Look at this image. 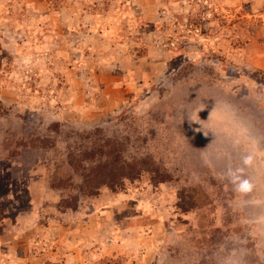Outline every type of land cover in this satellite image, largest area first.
Returning a JSON list of instances; mask_svg holds the SVG:
<instances>
[{"label": "rangeland", "instance_id": "374dc122", "mask_svg": "<svg viewBox=\"0 0 264 264\" xmlns=\"http://www.w3.org/2000/svg\"><path fill=\"white\" fill-rule=\"evenodd\" d=\"M0 264H264V0H0Z\"/></svg>", "mask_w": 264, "mask_h": 264}]
</instances>
